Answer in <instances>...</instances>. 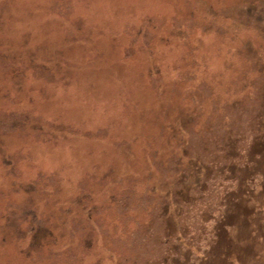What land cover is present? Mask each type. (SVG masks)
<instances>
[{"label":"rangeland","instance_id":"rangeland-1","mask_svg":"<svg viewBox=\"0 0 264 264\" xmlns=\"http://www.w3.org/2000/svg\"><path fill=\"white\" fill-rule=\"evenodd\" d=\"M0 264H264V0H0Z\"/></svg>","mask_w":264,"mask_h":264},{"label":"trees","instance_id":"trees-1","mask_svg":"<svg viewBox=\"0 0 264 264\" xmlns=\"http://www.w3.org/2000/svg\"><path fill=\"white\" fill-rule=\"evenodd\" d=\"M218 120H216L215 122V126H217L219 123L217 122ZM209 166H210V163L208 162ZM207 180H210V185L213 187L214 186V183H213V177H211L210 179H207Z\"/></svg>","mask_w":264,"mask_h":264}]
</instances>
